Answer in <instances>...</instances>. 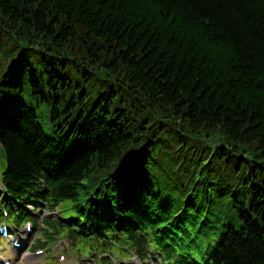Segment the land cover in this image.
Returning <instances> with one entry per match:
<instances>
[{
  "label": "trees",
  "instance_id": "obj_1",
  "mask_svg": "<svg viewBox=\"0 0 264 264\" xmlns=\"http://www.w3.org/2000/svg\"><path fill=\"white\" fill-rule=\"evenodd\" d=\"M7 32L64 50L20 54L15 47L17 58L5 51L14 65H39L0 134L12 175L58 160L80 131L90 137L64 160V192L87 177L93 153L98 166H124L146 135L127 132L121 121L145 105L222 140L218 161L242 175L228 191L246 195L243 212L230 216L264 221V0H0V42ZM111 91L121 100L112 110L104 103ZM33 102L41 112L29 109ZM95 134L101 137L91 140ZM133 183L140 198L150 188ZM219 249V264H264V228L229 233Z\"/></svg>",
  "mask_w": 264,
  "mask_h": 264
},
{
  "label": "bare ground",
  "instance_id": "obj_2",
  "mask_svg": "<svg viewBox=\"0 0 264 264\" xmlns=\"http://www.w3.org/2000/svg\"><path fill=\"white\" fill-rule=\"evenodd\" d=\"M121 100H119V94L117 92H109L106 100L104 103H106V105L110 108V110H112L116 105L119 104ZM55 119H51L50 121L46 122V125L54 123ZM105 133H107L105 131ZM78 134L80 135V139L79 140H74V139H69L68 143L66 144V147L70 148L68 150L69 152V156L71 155H75L76 152L82 151V149L85 146V142L88 140L86 139L87 137H90V131H80L78 132ZM98 137H101V134L99 135H93L91 140H97ZM90 140V139H89ZM100 156V154H99ZM90 162V158L88 159ZM92 161L93 164L95 166V178L93 180V184H97V183H101L103 184L105 187L111 189V190H115L117 191V195H119L118 197H120V199L125 198L126 201H130L132 197V193L129 192L128 188L120 185L121 184V180L117 179L113 176H111L110 171H107L108 167L107 166H99L96 169L97 166V155L95 153L92 154ZM132 192V191H131ZM136 199H140V197H136ZM242 215V213H241Z\"/></svg>",
  "mask_w": 264,
  "mask_h": 264
}]
</instances>
